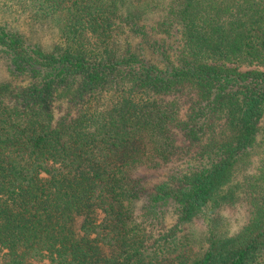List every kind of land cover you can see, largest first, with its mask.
Listing matches in <instances>:
<instances>
[{
	"label": "trees",
	"instance_id": "1",
	"mask_svg": "<svg viewBox=\"0 0 264 264\" xmlns=\"http://www.w3.org/2000/svg\"><path fill=\"white\" fill-rule=\"evenodd\" d=\"M0 65V264H264V0H0Z\"/></svg>",
	"mask_w": 264,
	"mask_h": 264
},
{
	"label": "rangeland",
	"instance_id": "2",
	"mask_svg": "<svg viewBox=\"0 0 264 264\" xmlns=\"http://www.w3.org/2000/svg\"><path fill=\"white\" fill-rule=\"evenodd\" d=\"M21 30H25V32L33 39L34 41H39L40 44L48 48L53 42V38L48 29H45L44 26L37 25H29L22 23V21L18 22ZM5 72V68L0 65V75ZM223 214L226 215V225L224 228L229 227L230 232L233 233L237 229H239L246 221L247 218V210L244 202H235L233 205H228L224 208ZM175 214L172 210L168 211L166 215V222L172 223L175 219ZM35 264H51L48 261L43 262H35Z\"/></svg>",
	"mask_w": 264,
	"mask_h": 264
}]
</instances>
